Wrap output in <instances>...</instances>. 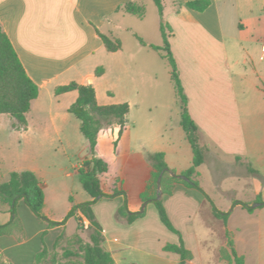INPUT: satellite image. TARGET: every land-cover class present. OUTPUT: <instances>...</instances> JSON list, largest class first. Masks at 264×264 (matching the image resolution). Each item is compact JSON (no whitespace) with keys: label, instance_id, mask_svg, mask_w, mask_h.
I'll use <instances>...</instances> for the list:
<instances>
[{"label":"crops","instance_id":"crops-1","mask_svg":"<svg viewBox=\"0 0 264 264\" xmlns=\"http://www.w3.org/2000/svg\"><path fill=\"white\" fill-rule=\"evenodd\" d=\"M189 1L191 0H164V18L172 27L170 47L188 96L190 115L198 124L203 141L209 146L208 160L198 167L200 184L219 210L229 212L227 224L215 216L208 221L212 228L219 229L218 233L222 236L216 251L214 250V264H229L220 255V250L228 246L227 232L237 252L244 255L245 264H264V205L257 201L259 197L264 201V0H210V6L203 11L188 8L186 4ZM129 2L145 4L142 0H0L2 28L14 45L27 73L40 89L27 113L26 127H13L19 132V144L24 146V151L14 156L13 162H0V183L8 180L12 171L31 170L41 181L48 174L47 169L36 161L35 139L32 135L33 111L47 109L43 96L50 98L52 102L57 100L56 105L51 104L52 102L48 104L52 127L50 129L49 126H44V134L53 131L64 148H77L80 140L78 120L71 116L73 113L68 109L76 101L78 91L57 94L58 86L73 81L92 84L100 104L128 102L131 108L137 103L132 99L131 89H135V86L130 82V70L135 69L137 61L144 69L159 63L157 59L168 62L160 51L150 46L163 44L161 18L154 25V40L138 35L134 27L138 21L135 19L146 21L147 11L143 17L127 13L124 7ZM159 30L162 41H155ZM129 32L142 37L146 45L136 36L138 42L126 46L123 38L128 39ZM100 34L119 39L122 47L117 51L107 50ZM106 60L109 61L107 66L116 64L125 74L129 87H126L127 95L123 98H118L105 80L96 74L98 65ZM168 64V75L171 77L181 116L171 65L169 62ZM142 69L139 74L132 73L133 78L137 74L141 84L139 92L149 89L155 96L160 85L159 73L154 71L152 75H146ZM79 128L81 131V121ZM179 129L182 131L180 139H169L147 152H164L169 169L178 174L190 168L193 163L192 146L181 125V117ZM117 130L118 128L110 129L113 140L117 138ZM103 132L104 130L100 136ZM45 136V142L49 144L57 139L48 134ZM147 154L144 157L146 169L143 181L134 198L127 196L128 183L125 177L116 173L110 159L102 157L109 162V183L113 184L115 178L120 177L126 191L114 199H100L111 201L110 216L104 212L101 201L93 205L103 228V245L111 252L116 264H179V254L164 248L168 243L179 241L164 228L165 225L153 210L149 214L147 212L150 203H153L152 199H148L150 202L145 207L146 215L132 223L120 217L117 212L125 201L131 212H142L145 202L143 198L157 193L153 179L154 168ZM122 161L131 166L137 163L130 156H124ZM228 165H232L230 170L238 176L240 182L245 181L247 191L250 190V193L247 192L250 195L243 202L253 207V211H249L242 203L235 206L230 203L232 209L224 211L216 202L211 190L220 187ZM210 174L215 182L210 179ZM42 183L45 192L42 215L46 219L41 218L44 222H39L37 219L40 217L32 210L29 212L23 206V200H19L18 216L21 214L27 223L24 224L20 217L22 229L0 237V255L7 262L30 264L33 260L36 262V256L44 246L50 250L54 248L55 242L49 247L42 238L38 242L36 240L34 249L26 258L18 252L20 246L30 238L38 239L42 232L50 230L49 220H64L52 218L55 194L51 189L48 191L47 183ZM220 194L227 193L222 191ZM206 201L208 202L201 190L188 188L181 183L175 185L172 195L164 196L166 209L177 229L184 230V222L192 223L190 242L199 244V247L197 251H192V245L187 243V248L193 253L188 264L212 263L203 256L200 248V244H207L209 238H200L193 224ZM74 203L78 201L70 202L66 216ZM257 203L260 204L256 205ZM0 208V224H5L11 220L12 214L6 206L0 205ZM235 213L239 219L235 218ZM80 215L82 217L83 214L79 213L78 216ZM72 218L75 217H70L56 227L66 229ZM241 218H244V223L240 221ZM45 223L48 224L47 227ZM217 223L220 225L217 226ZM248 225H253L255 233L243 235L241 231ZM85 240L88 241L89 238ZM239 244H251L258 248L253 260L249 259L248 251L238 249Z\"/></svg>","mask_w":264,"mask_h":264},{"label":"trees","instance_id":"trees-1","mask_svg":"<svg viewBox=\"0 0 264 264\" xmlns=\"http://www.w3.org/2000/svg\"><path fill=\"white\" fill-rule=\"evenodd\" d=\"M153 1L161 16L163 44H151L150 46L160 51L171 65L172 80L181 107V125L187 140L192 146L193 163L190 168L180 173L186 175L189 178L188 180L172 176L169 171H165L162 177L163 197L160 200H155L157 196V193H155L152 197H144L143 201L152 199L162 223L169 230L180 234L167 212L164 196L172 195L175 185L181 183L188 188L201 190L210 203L214 216L222 219L223 223L227 224L229 212H223L217 208L210 196L204 192L199 181L198 167L208 160L209 146L203 141L200 128L189 112L188 96L183 87L178 65L170 47L169 37L172 35V27L164 19V0ZM210 3V0H191L187 2L186 6L192 10L203 11L210 6ZM124 9L127 13L139 17L145 16L147 11L145 4L137 2H129ZM100 35L107 50L117 51L122 47V42L119 39H112L105 34ZM136 36L142 44L146 45L142 37ZM96 72L100 75L103 69L98 68ZM39 90L38 84L27 73L14 45L0 23V113L13 116L16 119L15 127L25 128L27 125V113L31 109L32 101L38 97ZM72 90L78 91V97L71 104L68 111L81 121V131L88 139L93 154L105 124H117L119 126L116 132L117 138L114 140V144L117 146L118 140L126 128L130 104L128 102L100 104L97 100L96 89L92 84H80L75 81L58 86L56 93L61 94ZM147 158L154 168L153 179L157 188V180L160 173L165 168H169L165 160V154L160 151L149 152ZM109 172V162L106 159L96 156L86 158L78 169V177L83 188L92 199L74 203L66 218L61 222L49 220L50 226H54L65 223L70 217H79V213L88 218L92 229L89 240L86 241L80 234H75L72 242L78 244V249L76 251L71 249L65 251L66 257L79 258L80 264H116L111 252L103 245V228L97 220L93 208L94 203L102 198L113 199L126 193L122 178L117 177L113 184L109 183ZM21 199L38 217L46 219L42 215V209L45 204V192L42 181L31 170L12 171L8 180L0 183V205L6 206L7 210L12 214L9 222L0 224V237L22 229V222L17 213V204ZM70 200L73 202L72 197ZM257 201L262 202L264 205L261 197ZM239 203H242L249 211H253V207L247 203ZM117 212L120 217L126 218L129 223L145 215V210L142 212H131L127 201L118 208ZM227 236L228 246L220 250L221 258L227 260L229 264H245V257L240 255L235 249L229 232H227ZM63 238L64 233L57 237L54 249L57 248ZM164 248L167 251L179 254V264H188V261L193 257L192 251L185 246L182 238L180 243H168ZM55 255V253L50 252L47 246H44L37 254L35 264H59V258L57 259ZM0 264L12 263L5 261L0 255Z\"/></svg>","mask_w":264,"mask_h":264},{"label":"rangeland","instance_id":"rangeland-1","mask_svg":"<svg viewBox=\"0 0 264 264\" xmlns=\"http://www.w3.org/2000/svg\"><path fill=\"white\" fill-rule=\"evenodd\" d=\"M142 1L145 3L147 9L146 21L141 22L139 19H135L139 23L137 22L134 27L136 31H138V35H144V37L147 39L154 40V38H152L154 37V34H152L154 32V25L156 20L161 18V16L153 0ZM128 34V39L126 37L123 39L125 45L129 47L132 42H138V39L133 33L129 32ZM158 40H161L160 30L157 32V36H155V41ZM157 60L159 63L156 65L151 64V66L147 67L146 69H144L143 66L142 69L140 64H138L139 62L137 61L135 64V69H133V71L130 70V77L132 78L130 79V82L132 81L135 86V89H131L132 99L137 104H133L130 108L128 114L129 122L126 125L124 134L118 142L117 147L114 144L113 135L110 133V129L119 128V126L117 124H105L103 129L104 132L101 134L95 149V153L93 154L88 139L80 131V121L79 119H76L75 115L73 114L71 116L75 118V120H78V136L80 138V140H78V147L64 148L58 139L57 134L53 131H50L46 134L55 136L57 139L55 142H52V144L46 143L44 138L46 134H44L42 128L44 126H49L51 129L52 127L49 117L48 105L52 101H50V98L43 96L44 101L47 103V109L43 111H33L32 125L34 128L32 135L35 139L34 151L36 155V161H38L45 169H47L48 174L46 177L42 178V181L48 184V191L51 189L53 194H55V201L52 206L53 219L66 218L65 213L71 202V197L73 201H78V203L91 200L90 195L83 188L77 175V168L79 169L82 162L86 158L96 156L107 157L110 159L116 173L123 175L126 179V182L128 183L127 196L129 198H134L138 193L140 185L143 181L142 179L146 169L144 157L147 152L154 149L157 144H163L164 141L166 142L172 138L174 140L181 138L182 131L180 129L178 130V124L181 117L180 109L177 106V99L171 83V77L168 75L169 64L165 59ZM142 63L145 64L144 61ZM107 65H109L108 60L98 65L96 71L98 68H102L103 72L100 75H98L97 72L96 74L105 80V83L109 85L111 91L114 92L118 98H123L125 95H127V93H125V89L127 87L125 74H123L122 70L116 64L112 66ZM141 69L146 73V75H152L154 71L159 73L160 85L155 96L151 94L149 89H145L143 91L145 93L141 91L139 92V89H141V84H139L137 74L133 78L132 73L139 74ZM128 74L129 73H127V76H129ZM51 104L56 105L57 100H54V102ZM15 122L16 119L11 115L0 114V162L2 164L13 162V157H16L18 153L24 151V146L19 144V140L21 139L19 137V132L13 129V127H15ZM124 156H130L134 158L137 163L133 166L124 163L122 161ZM226 161L229 162V160ZM230 168H233L232 165H228L227 168L225 167L224 172L226 175H224L225 177L221 179L219 185L220 187H216L211 190L216 202L224 211H229L232 209L231 206H229L230 203L233 206L238 205L239 202L245 201L247 196L250 195L248 194L250 193V190L247 191L248 189L245 186V181L240 182L238 176L233 174V171L230 170ZM211 176L212 174H210V179L212 182H215ZM222 191L227 194L221 195L220 193ZM103 200L96 201L94 205L101 201L100 204H102L101 206L104 207V212H107L110 216L111 213L109 204L112 203L111 201ZM22 202L24 204L23 206H25L29 212H32L27 204L24 201ZM210 206V203L206 201L205 205L201 208L199 215L196 217L195 221H193V224L195 225L200 238H209L207 244H200V248L202 250L203 256H205L209 261L211 260L212 263L210 264H214V250L216 251V247L221 242L222 236L219 235L218 228H216V230L208 223L210 218L212 220V216L214 217L212 207ZM150 210H153L160 218L159 212L154 203H150L149 209L147 211L148 214ZM235 215V218L239 219V216H237L238 214L235 213ZM20 217L23 223L26 224L27 220L23 219L21 214ZM77 218H72L67 224L66 229H59L56 227V225L50 226V230L42 232L38 239L30 238L27 243L20 246L18 252L26 258L27 254L31 253L34 249L36 240L38 242V240H41L42 238L45 239V242L49 247H52L57 236L63 232L64 238L60 241L57 248L51 249L50 252L56 254V258H59V264H80L79 258L65 256L66 250L71 249L76 251L78 249V244L72 242L75 234H80L82 238L88 239L92 231L90 227V221L89 224L86 225L82 223L81 215ZM37 220H39V222H44L41 218H38ZM216 221L218 222V220ZM240 221L243 223L245 222L244 218H241ZM218 224L219 223H217V226ZM45 226L47 227L48 224L45 223ZM183 227L184 230L178 229L180 234H177L164 226L168 232L174 234V236L177 238V241H179L178 243H180V239L182 238L185 246L188 243L192 245L191 247L194 249L192 251H197L199 244H194L193 241L190 242L192 223L186 224L184 222ZM241 232L244 233L243 235H246L250 234L251 232L255 233V229L253 225H248L247 228L245 227ZM238 249L246 252L248 251L249 259L253 260L258 248L251 244H239ZM30 264H35V260L30 262Z\"/></svg>","mask_w":264,"mask_h":264},{"label":"water","instance_id":"water-1","mask_svg":"<svg viewBox=\"0 0 264 264\" xmlns=\"http://www.w3.org/2000/svg\"><path fill=\"white\" fill-rule=\"evenodd\" d=\"M165 171H169L170 174L172 176H177L179 178H182V179H185V180H188L189 178L186 176V175H183V174H177L175 172H173L172 170H170L169 168H165L159 175L158 177V180H157V196L155 198V200H160L162 197H163V190H162V177H163V174ZM150 202V200H146L142 206V209L141 211H144L145 210V207L147 206V204ZM260 203H257L256 205H258Z\"/></svg>","mask_w":264,"mask_h":264},{"label":"built area","instance_id":"built-area-1","mask_svg":"<svg viewBox=\"0 0 264 264\" xmlns=\"http://www.w3.org/2000/svg\"><path fill=\"white\" fill-rule=\"evenodd\" d=\"M81 221H82V223H84V224H89V220H88V218H86L84 215H82V217H81Z\"/></svg>","mask_w":264,"mask_h":264}]
</instances>
